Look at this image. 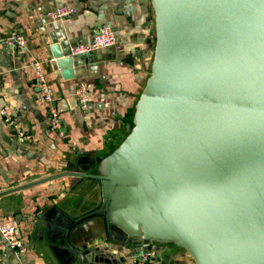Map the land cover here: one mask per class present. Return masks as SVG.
I'll return each instance as SVG.
<instances>
[{"label":"water","instance_id":"95a60500","mask_svg":"<svg viewBox=\"0 0 264 264\" xmlns=\"http://www.w3.org/2000/svg\"><path fill=\"white\" fill-rule=\"evenodd\" d=\"M149 1L152 63L133 126L95 173L68 174L95 180L101 203L63 226L141 250L171 244L194 264H264V0ZM51 51L72 79L75 58Z\"/></svg>","mask_w":264,"mask_h":264},{"label":"crops","instance_id":"0c3cea01","mask_svg":"<svg viewBox=\"0 0 264 264\" xmlns=\"http://www.w3.org/2000/svg\"><path fill=\"white\" fill-rule=\"evenodd\" d=\"M62 6L75 12L60 22L46 18L48 11ZM101 26L113 28L116 44L75 57L74 77L65 80L51 48L69 53ZM12 35L24 38L23 49L5 43ZM153 44L149 0H0V111L33 138L18 142L0 115V223L14 221L28 247L25 254L6 250L0 264H132L140 247L112 241L96 229L90 236L82 231L70 237L63 224L65 218H79L99 207L97 182L68 174L95 173L94 164L128 135L150 73ZM33 61L41 63L52 89L63 141L48 131L46 109L30 69ZM79 84L86 87L84 107L74 95ZM143 249L152 252L151 264H194L171 244L151 243Z\"/></svg>","mask_w":264,"mask_h":264},{"label":"built area","instance_id":"2783aa9c","mask_svg":"<svg viewBox=\"0 0 264 264\" xmlns=\"http://www.w3.org/2000/svg\"><path fill=\"white\" fill-rule=\"evenodd\" d=\"M74 12V9L62 6L48 11L46 13V18L51 22H60L68 18ZM116 42L117 39L113 28L110 26H101L88 41L70 47L69 56L72 58L87 56L92 52L109 49L113 47ZM5 43L19 50L23 49L26 44L21 35H12ZM30 69L35 86L38 88V100L46 109L48 131L50 134L63 141L66 139V136L61 129V117L55 107L52 89L44 74L42 65L39 61H33L30 64ZM74 95L78 104L84 107L87 103L86 87L83 84H79ZM0 115L4 123L15 132L18 142H32V136L22 131L16 121L7 115L5 110L0 111ZM7 249L15 254H25L28 249L27 245L20 238L18 225L14 221L0 223V260L2 254ZM152 258L153 254L151 251L142 249L132 258V264H151Z\"/></svg>","mask_w":264,"mask_h":264}]
</instances>
